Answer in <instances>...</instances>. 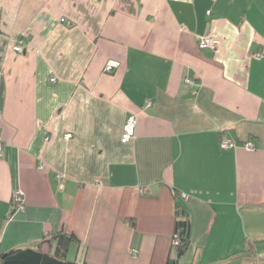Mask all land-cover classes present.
<instances>
[{
  "label": "crops",
  "instance_id": "0c3cea01",
  "mask_svg": "<svg viewBox=\"0 0 264 264\" xmlns=\"http://www.w3.org/2000/svg\"><path fill=\"white\" fill-rule=\"evenodd\" d=\"M0 142L1 251L264 264V0H0Z\"/></svg>",
  "mask_w": 264,
  "mask_h": 264
},
{
  "label": "trees",
  "instance_id": "16d2710c",
  "mask_svg": "<svg viewBox=\"0 0 264 264\" xmlns=\"http://www.w3.org/2000/svg\"><path fill=\"white\" fill-rule=\"evenodd\" d=\"M175 213L177 216L175 234H178L180 239V244L176 246L177 251L178 253H186L190 248L191 242L186 235L188 223L184 219L185 207L183 204L176 202ZM1 231L2 224H0V235ZM51 240L56 241V249L52 252L43 250V242L35 247H19L6 251L0 250V264H88L68 258L70 244L78 240L73 233L61 231L54 234ZM167 264H178V259L171 258Z\"/></svg>",
  "mask_w": 264,
  "mask_h": 264
},
{
  "label": "built area",
  "instance_id": "2783aa9c",
  "mask_svg": "<svg viewBox=\"0 0 264 264\" xmlns=\"http://www.w3.org/2000/svg\"><path fill=\"white\" fill-rule=\"evenodd\" d=\"M199 45L201 48H207V47H216L217 45V40L213 37H202L199 41ZM15 51L17 52H22L24 50V46L23 43H19L17 45L14 46ZM257 57H260V54L257 55ZM117 63L110 61L108 62V64L105 67V70L107 72H112L113 69L116 67ZM56 78L52 77L50 79L51 82H56ZM153 103L151 101H149L147 103L148 106L152 105ZM136 128H137V116L133 113L129 114L126 118V122L124 125V129H123V133H122V137H121V141L123 143H129L136 135ZM66 138H71L72 134L68 133L65 135ZM246 148L248 150H253L254 146L251 142H247L246 144ZM221 146L223 149H229L233 146H235V142L233 139L231 138H227L225 140H223L221 142ZM3 156V144L0 142V157ZM23 192L21 190H17L14 194V200L17 203V206H19L20 208H23ZM184 197H186V195H183ZM173 244L175 246H178L180 244V239L178 234H175L173 237Z\"/></svg>",
  "mask_w": 264,
  "mask_h": 264
},
{
  "label": "water",
  "instance_id": "95a60500",
  "mask_svg": "<svg viewBox=\"0 0 264 264\" xmlns=\"http://www.w3.org/2000/svg\"><path fill=\"white\" fill-rule=\"evenodd\" d=\"M183 254H184L183 252L179 253L178 258H180Z\"/></svg>",
  "mask_w": 264,
  "mask_h": 264
}]
</instances>
